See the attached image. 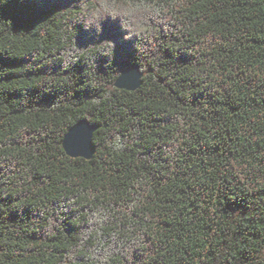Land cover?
Listing matches in <instances>:
<instances>
[{"label":"trees","instance_id":"obj_1","mask_svg":"<svg viewBox=\"0 0 264 264\" xmlns=\"http://www.w3.org/2000/svg\"><path fill=\"white\" fill-rule=\"evenodd\" d=\"M152 3L0 0V264H264V0Z\"/></svg>","mask_w":264,"mask_h":264},{"label":"water","instance_id":"obj_2","mask_svg":"<svg viewBox=\"0 0 264 264\" xmlns=\"http://www.w3.org/2000/svg\"><path fill=\"white\" fill-rule=\"evenodd\" d=\"M144 72L140 65L134 64L124 69L116 81L118 88L136 90L143 83ZM98 125L92 124L88 119L79 120L66 133L63 147L71 157L90 159L95 153L93 136Z\"/></svg>","mask_w":264,"mask_h":264},{"label":"clouds","instance_id":"obj_3","mask_svg":"<svg viewBox=\"0 0 264 264\" xmlns=\"http://www.w3.org/2000/svg\"><path fill=\"white\" fill-rule=\"evenodd\" d=\"M154 7L155 5L152 3V0H95V5L87 9V14L101 20L108 17L115 20L117 14L135 15L149 12ZM149 30L148 25L145 24H140L137 27L138 34Z\"/></svg>","mask_w":264,"mask_h":264},{"label":"snow or ice","instance_id":"obj_4","mask_svg":"<svg viewBox=\"0 0 264 264\" xmlns=\"http://www.w3.org/2000/svg\"><path fill=\"white\" fill-rule=\"evenodd\" d=\"M35 3L39 8L43 9L48 7L52 3V0H35Z\"/></svg>","mask_w":264,"mask_h":264}]
</instances>
